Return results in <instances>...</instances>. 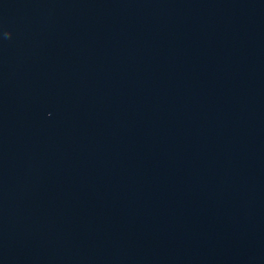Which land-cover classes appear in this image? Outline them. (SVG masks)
<instances>
[{
  "label": "water",
  "instance_id": "95a60500",
  "mask_svg": "<svg viewBox=\"0 0 264 264\" xmlns=\"http://www.w3.org/2000/svg\"><path fill=\"white\" fill-rule=\"evenodd\" d=\"M0 264H264V0H0Z\"/></svg>",
  "mask_w": 264,
  "mask_h": 264
}]
</instances>
